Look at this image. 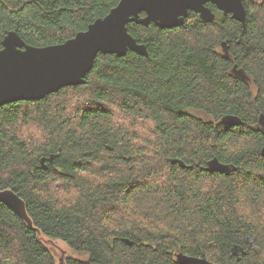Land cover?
<instances>
[{
	"label": "trees",
	"instance_id": "1",
	"mask_svg": "<svg viewBox=\"0 0 264 264\" xmlns=\"http://www.w3.org/2000/svg\"><path fill=\"white\" fill-rule=\"evenodd\" d=\"M119 2L0 0V49L63 43ZM207 6L131 22L148 55L99 53L84 83L0 106V190L33 222L0 201V264H58L41 233L89 254L67 264H264V0L245 24Z\"/></svg>",
	"mask_w": 264,
	"mask_h": 264
},
{
	"label": "water",
	"instance_id": "2",
	"mask_svg": "<svg viewBox=\"0 0 264 264\" xmlns=\"http://www.w3.org/2000/svg\"><path fill=\"white\" fill-rule=\"evenodd\" d=\"M208 2L245 24V0H120L106 16L60 44L34 46L16 31H9L0 49V106L21 100H38L64 87L84 83L99 53L123 56L131 50L148 55L146 45L139 43L129 32V23L149 25L153 22L160 28H173L183 25L190 11L210 22L216 18V13L207 6ZM143 12L145 16H142ZM226 45L223 42V46ZM236 69L234 72L238 76L245 77L243 70ZM235 120L232 116L228 118L229 123H235ZM210 165L221 172L231 170L229 165L217 159ZM0 201L32 225L26 203L17 192L9 188L0 190ZM177 258L184 264H218L205 257L182 253Z\"/></svg>",
	"mask_w": 264,
	"mask_h": 264
},
{
	"label": "rangeland",
	"instance_id": "3",
	"mask_svg": "<svg viewBox=\"0 0 264 264\" xmlns=\"http://www.w3.org/2000/svg\"><path fill=\"white\" fill-rule=\"evenodd\" d=\"M262 1V0H257ZM193 113L202 117L203 119H211L212 117L207 115L205 112L200 110H192ZM41 240L44 242V245L52 252L54 255L56 262L58 264H67L69 258H78V259H87L89 257L88 253L80 252L73 249L66 243L64 240L60 238H52L46 236L44 234H40Z\"/></svg>",
	"mask_w": 264,
	"mask_h": 264
},
{
	"label": "bare ground",
	"instance_id": "4",
	"mask_svg": "<svg viewBox=\"0 0 264 264\" xmlns=\"http://www.w3.org/2000/svg\"><path fill=\"white\" fill-rule=\"evenodd\" d=\"M224 47H226V46H224ZM246 75V74H245ZM246 77H247V75H246ZM24 200V199H23ZM31 219V218H30ZM29 223V222H28ZM33 224V223H32ZM31 225V224H30Z\"/></svg>",
	"mask_w": 264,
	"mask_h": 264
},
{
	"label": "flooded vegetation",
	"instance_id": "5",
	"mask_svg": "<svg viewBox=\"0 0 264 264\" xmlns=\"http://www.w3.org/2000/svg\"><path fill=\"white\" fill-rule=\"evenodd\" d=\"M248 77V76H247ZM248 79L250 80V83H251V79H250V77H248Z\"/></svg>",
	"mask_w": 264,
	"mask_h": 264
}]
</instances>
